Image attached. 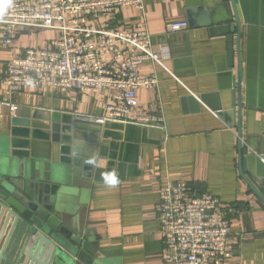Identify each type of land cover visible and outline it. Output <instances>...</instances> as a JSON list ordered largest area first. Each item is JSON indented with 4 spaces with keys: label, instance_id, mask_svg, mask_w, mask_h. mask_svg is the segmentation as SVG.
Instances as JSON below:
<instances>
[{
    "label": "crops",
    "instance_id": "0c3cea01",
    "mask_svg": "<svg viewBox=\"0 0 264 264\" xmlns=\"http://www.w3.org/2000/svg\"><path fill=\"white\" fill-rule=\"evenodd\" d=\"M197 4L212 10L222 2L143 0L142 11L129 6L115 20L98 17L89 24L92 29H145L151 49L161 54L167 70L144 62L140 75L154 76L158 84L136 92L140 108L162 116L165 130L100 125L95 135L97 165L81 162L79 178L72 179L61 192L64 211L88 233L95 248L93 259H100L98 264H163L156 217L159 190L181 181L221 202L235 243L231 257L220 264H264V204L238 170V141L242 144V172L247 178L249 157L256 155L254 148L261 150L255 145L257 140L264 141V0H233L240 22L239 57L234 45L233 67L228 66L224 36L228 26L205 25L198 15L187 18L188 8ZM178 22H185L187 28L166 32L167 25ZM56 37L54 31L22 29L13 46L0 51V150L10 152L19 147L29 152L37 181L48 175L49 167L58 163L59 152L67 149L36 140L44 136L40 130L27 129L20 121L49 124L42 118L55 112L66 121L78 118L93 122L103 115L109 98L107 92L32 87L4 94L2 79L8 61L26 49L43 48ZM233 37L235 43L236 34ZM238 66L240 138L233 114L237 109ZM201 96L208 97L206 104ZM3 101L16 105L17 111L10 113ZM113 168L120 183L109 187L103 183L102 173ZM256 188L264 200V187Z\"/></svg>",
    "mask_w": 264,
    "mask_h": 264
},
{
    "label": "built area",
    "instance_id": "2783aa9c",
    "mask_svg": "<svg viewBox=\"0 0 264 264\" xmlns=\"http://www.w3.org/2000/svg\"><path fill=\"white\" fill-rule=\"evenodd\" d=\"M142 11L143 0H0V51L13 46L22 29L57 33L43 48H29L9 60L2 79L4 94L54 88L87 94H109L96 124L118 123L165 130L162 116L140 108L137 90L153 89L158 80L140 75L149 61L167 71L162 56L151 49L145 29H92L98 17L113 20L126 7ZM187 28L166 26L167 33ZM2 105L10 113L17 106ZM163 264H220L231 257L234 239L219 199L198 192L188 182L159 190L156 205Z\"/></svg>",
    "mask_w": 264,
    "mask_h": 264
},
{
    "label": "water",
    "instance_id": "95a60500",
    "mask_svg": "<svg viewBox=\"0 0 264 264\" xmlns=\"http://www.w3.org/2000/svg\"><path fill=\"white\" fill-rule=\"evenodd\" d=\"M221 2L212 10L197 4L188 8L186 14L189 19L201 16L205 25L228 26L224 36L228 66L233 67L234 45L239 57L240 22L233 0ZM239 70L238 66L237 109L233 114L240 138ZM207 98L201 96L200 100L206 104ZM13 118L16 123L18 114ZM42 120L50 123L30 125L27 120L20 123L27 129L32 126L40 130L44 136L36 140L60 144L67 151L59 152L58 163L50 166L48 175L37 181L36 166L29 152H23L19 147H12L10 152L0 150V264H98L100 259H93L95 248L88 239V233L64 211L61 192L72 179L79 178V164L94 155L100 125L78 118L66 121L55 112L43 116ZM255 145L261 150L258 152L254 148L256 155H250L247 178L242 172V144L241 140L238 141V170L247 186L264 204L256 188L264 187V141L257 140Z\"/></svg>",
    "mask_w": 264,
    "mask_h": 264
},
{
    "label": "clouds",
    "instance_id": "9594fccd",
    "mask_svg": "<svg viewBox=\"0 0 264 264\" xmlns=\"http://www.w3.org/2000/svg\"><path fill=\"white\" fill-rule=\"evenodd\" d=\"M98 154H94L93 156L87 158L84 162L88 165H92L95 167L98 163ZM103 158H101L102 160ZM103 183L109 187H115L120 183L117 171L113 168L110 171L102 173Z\"/></svg>",
    "mask_w": 264,
    "mask_h": 264
},
{
    "label": "rangeland",
    "instance_id": "374dc122",
    "mask_svg": "<svg viewBox=\"0 0 264 264\" xmlns=\"http://www.w3.org/2000/svg\"><path fill=\"white\" fill-rule=\"evenodd\" d=\"M39 32H42V30H39Z\"/></svg>",
    "mask_w": 264,
    "mask_h": 264
}]
</instances>
